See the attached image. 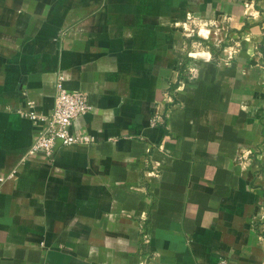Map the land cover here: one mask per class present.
Listing matches in <instances>:
<instances>
[{
    "label": "crops",
    "instance_id": "1",
    "mask_svg": "<svg viewBox=\"0 0 264 264\" xmlns=\"http://www.w3.org/2000/svg\"><path fill=\"white\" fill-rule=\"evenodd\" d=\"M263 216L264 0H0V264H264Z\"/></svg>",
    "mask_w": 264,
    "mask_h": 264
},
{
    "label": "built area",
    "instance_id": "2",
    "mask_svg": "<svg viewBox=\"0 0 264 264\" xmlns=\"http://www.w3.org/2000/svg\"><path fill=\"white\" fill-rule=\"evenodd\" d=\"M207 26V23L204 24ZM200 33L196 29H189V37H194L195 34ZM198 49L203 48L202 43L197 42ZM229 51L235 52V48L228 46ZM194 58L196 54H192ZM231 58V57H230ZM190 79L194 80L197 77V70L192 65L189 69ZM65 76L59 73L53 110L49 114L38 113L36 111V103L33 100H27L26 108L19 111L23 116L32 120L39 121L42 128L39 131L38 138L32 145L29 154L37 155L44 153L51 161L54 160V151L56 147L61 144L65 146L89 144L93 142V137L89 135H78L72 132L74 122L80 117L88 114L91 110V104L88 95L83 91H71L64 86ZM166 100L172 101L171 94H166ZM165 114L163 110L156 109L152 118V125L164 123ZM262 221L264 222V216ZM218 264H232L230 260L221 259Z\"/></svg>",
    "mask_w": 264,
    "mask_h": 264
}]
</instances>
